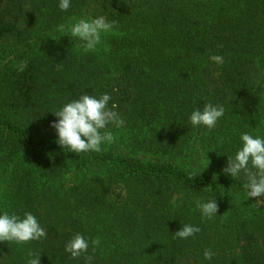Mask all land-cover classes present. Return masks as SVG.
Listing matches in <instances>:
<instances>
[{"label":"trees","instance_id":"16d2710c","mask_svg":"<svg viewBox=\"0 0 264 264\" xmlns=\"http://www.w3.org/2000/svg\"><path fill=\"white\" fill-rule=\"evenodd\" d=\"M58 5L0 0V214L31 212L46 231L0 242V264H27L29 251L39 264H85L64 250L77 233L91 264H264V197H247L246 177L222 171L241 134L264 138V0ZM83 15L117 21L95 51L58 31ZM105 93L124 121L109 125L115 141L99 153L59 146L53 114ZM207 103L223 117L211 130L192 126ZM213 198L207 219L195 202ZM184 224L200 231L174 239Z\"/></svg>","mask_w":264,"mask_h":264},{"label":"clouds","instance_id":"9594fccd","mask_svg":"<svg viewBox=\"0 0 264 264\" xmlns=\"http://www.w3.org/2000/svg\"><path fill=\"white\" fill-rule=\"evenodd\" d=\"M61 11H67L71 6V0H59ZM117 21H108L105 16L95 18H81L74 23L58 26V31L68 35L76 41L75 44L83 48L84 52L95 51L97 45L102 43V34L109 33L116 26ZM213 62L222 64L223 57L213 55ZM59 68V64L56 65ZM27 67V61H21L17 71L22 72ZM110 94H102L99 97L83 94L64 104L53 114L57 120L51 123L57 134L56 143L63 149L76 154L82 152H101L102 145H110L115 141V136L109 130V125L117 128L123 126V119L115 110L118 105L109 101ZM225 109L221 105L207 103L203 110L192 111L189 120L192 126H204L211 130L216 127L218 120L223 117ZM241 147L236 151L234 157L227 158V167L222 169L231 177L243 174L246 183L243 188L247 197H264V138L243 133L240 136ZM208 164V163H207ZM207 166V165H206ZM258 205L264 204V200H257ZM196 208L201 215L211 219L218 212V204L215 198L201 202L197 200ZM200 231L199 227L184 224L173 234V238L187 239ZM46 237V231L31 212H25L23 217L16 214L4 212L0 214V242H14L26 244L31 241H39ZM92 251L100 245V238L91 240ZM89 249V240L81 234H75L65 244V252L71 258L84 257L85 264H91L93 257L86 255ZM214 253L211 249H205L203 256L205 260H211ZM27 264H39V254L28 252Z\"/></svg>","mask_w":264,"mask_h":264},{"label":"rangeland","instance_id":"374dc122","mask_svg":"<svg viewBox=\"0 0 264 264\" xmlns=\"http://www.w3.org/2000/svg\"><path fill=\"white\" fill-rule=\"evenodd\" d=\"M81 18H90V17L87 16V15H83V16H81V17H77V18L71 19L68 25L74 23L75 21H77V20H79V19H81ZM2 184H4V182H2Z\"/></svg>","mask_w":264,"mask_h":264}]
</instances>
